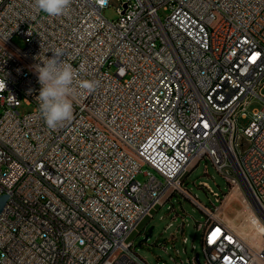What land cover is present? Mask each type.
<instances>
[{
  "label": "built area",
  "instance_id": "2783aa9c",
  "mask_svg": "<svg viewBox=\"0 0 264 264\" xmlns=\"http://www.w3.org/2000/svg\"><path fill=\"white\" fill-rule=\"evenodd\" d=\"M108 5L0 0V264H149L130 237L176 192L205 215L189 264H264V0H120L115 20ZM57 49L98 86L77 84L52 130L35 67ZM201 159L237 189L249 240L182 187Z\"/></svg>",
  "mask_w": 264,
  "mask_h": 264
},
{
  "label": "rangeland",
  "instance_id": "374dc122",
  "mask_svg": "<svg viewBox=\"0 0 264 264\" xmlns=\"http://www.w3.org/2000/svg\"><path fill=\"white\" fill-rule=\"evenodd\" d=\"M120 0H109V5L103 11L104 18L115 20L118 16L116 8ZM159 15L164 18L168 15L165 10H159ZM12 42L19 48L24 47V40L20 36H14ZM115 67L108 69L113 73ZM264 91V90H263ZM260 104L254 100L247 109V116L250 111L259 108ZM32 106L21 103L17 108L20 115L26 114ZM249 119H239V127H245ZM144 171L145 168H142ZM138 181L143 182L145 176L138 174ZM206 184L220 198L226 200L220 205L215 200L216 197L208 193L201 184ZM182 187L196 198L203 206L211 208L212 205L220 207L216 218L228 224L242 237L250 239V228L243 219L242 207L239 199L233 197L234 190L230 192V187L225 179L209 160L201 159L196 165L185 174L182 180ZM229 195V196H228ZM232 196V197H231ZM230 200L228 201V199ZM205 221V215L193 202L180 192L172 194L151 218H146L140 228L139 233L131 235L137 253L149 264H189V260L197 254L200 261L203 260L201 251V224ZM183 225V227H182ZM152 227L151 235L143 241L144 230ZM186 239L183 242V239ZM140 242V245L138 243Z\"/></svg>",
  "mask_w": 264,
  "mask_h": 264
},
{
  "label": "clouds",
  "instance_id": "9594fccd",
  "mask_svg": "<svg viewBox=\"0 0 264 264\" xmlns=\"http://www.w3.org/2000/svg\"><path fill=\"white\" fill-rule=\"evenodd\" d=\"M72 0H33L34 7L49 17L66 15ZM46 62L36 65L35 72L41 85L36 97L38 111L49 129L55 130L73 119L72 95L78 84L91 93L98 86L96 81L77 82V73L71 63L64 60V53L57 49ZM31 91V90H30Z\"/></svg>",
  "mask_w": 264,
  "mask_h": 264
},
{
  "label": "water",
  "instance_id": "95a60500",
  "mask_svg": "<svg viewBox=\"0 0 264 264\" xmlns=\"http://www.w3.org/2000/svg\"><path fill=\"white\" fill-rule=\"evenodd\" d=\"M6 200H7V196L6 195L0 196V212L3 209V206H4L5 202H6ZM151 233H152V227H150L147 230V232H146V234H145V236L143 238V241H145L151 235ZM138 245H140V242L138 243Z\"/></svg>",
  "mask_w": 264,
  "mask_h": 264
},
{
  "label": "crops",
  "instance_id": "0c3cea01",
  "mask_svg": "<svg viewBox=\"0 0 264 264\" xmlns=\"http://www.w3.org/2000/svg\"><path fill=\"white\" fill-rule=\"evenodd\" d=\"M232 190H234V194H233L232 196H233V197H237V195H238V191H237V189L233 188ZM232 190H230V192H231ZM230 192H229V195H230ZM229 195H228V196H229ZM232 196H231V197H232ZM231 197H230V198H231ZM228 198H229V197H228ZM230 198L228 199V201L230 200ZM225 200H226V199H225Z\"/></svg>",
  "mask_w": 264,
  "mask_h": 264
},
{
  "label": "snow or ice",
  "instance_id": "6c2138e0",
  "mask_svg": "<svg viewBox=\"0 0 264 264\" xmlns=\"http://www.w3.org/2000/svg\"><path fill=\"white\" fill-rule=\"evenodd\" d=\"M217 232H219V229H217ZM230 239V238H229Z\"/></svg>",
  "mask_w": 264,
  "mask_h": 264
},
{
  "label": "bare ground",
  "instance_id": "6f19581e",
  "mask_svg": "<svg viewBox=\"0 0 264 264\" xmlns=\"http://www.w3.org/2000/svg\"><path fill=\"white\" fill-rule=\"evenodd\" d=\"M226 181H227V177H225Z\"/></svg>",
  "mask_w": 264,
  "mask_h": 264
}]
</instances>
